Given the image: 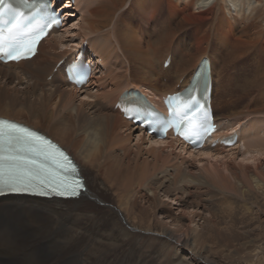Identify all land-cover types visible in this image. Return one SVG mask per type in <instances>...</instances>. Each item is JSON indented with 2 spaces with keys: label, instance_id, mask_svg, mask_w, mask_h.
Instances as JSON below:
<instances>
[{
  "label": "bare ground",
  "instance_id": "1",
  "mask_svg": "<svg viewBox=\"0 0 264 264\" xmlns=\"http://www.w3.org/2000/svg\"><path fill=\"white\" fill-rule=\"evenodd\" d=\"M230 1L240 7L231 9ZM240 1L75 0L71 4L68 0L62 5L66 19L63 27L40 43L31 60L0 63V81L4 84L0 85V119L23 124L51 138L79 167L87 188L78 198L68 200L1 198L0 264H87L85 253L80 251L84 237L76 236L64 222L71 215L89 214L97 223L87 228L88 235L109 241L113 248L128 249L127 258L112 264H216L206 259L209 251L200 243L202 235L192 228V216L181 225L182 218L177 219L170 204L164 202L169 200L167 195L172 201L181 200L180 185L193 181L211 180L228 191H237L238 182L261 190L264 173L258 165L264 150L258 140L253 141L259 128L254 124L245 127L242 122L257 120L258 114L264 115V108L237 110L238 105H233L232 110L216 116L212 101L219 126L214 141L219 143L215 148L210 143L196 152L171 137L165 141L149 137L125 120L115 106L132 90L157 106L167 95L179 92H160L162 80L151 69L153 56L148 39L166 27L170 28L167 37L160 36L161 42H168L160 66L169 60L167 72L163 73L171 76L176 70L178 82L189 75L182 88L189 85L191 76L206 59L216 89V55L225 61L230 49L231 53L243 55L248 47L258 53L260 81H264V0H242L239 4ZM132 14L138 27L129 21ZM174 31L189 32L188 46L174 41ZM84 43L88 44L84 54L94 73L79 89L69 84L65 68L85 49ZM212 45L216 47L213 54L209 53ZM132 69L141 84L130 80ZM214 96L212 93L213 99ZM230 131L240 135L236 136L237 144L227 148L223 142L233 140L236 133ZM134 138L138 140L136 150L130 146ZM241 163H255L256 169L231 170ZM193 164L202 166L206 177L190 173L188 169ZM219 165L226 166L230 178L219 173L213 176L208 171L212 168L216 172ZM142 190L155 204L151 209L135 202ZM163 193L167 194L166 200H161ZM165 213L167 217H163ZM55 221L61 228L53 227Z\"/></svg>",
  "mask_w": 264,
  "mask_h": 264
},
{
  "label": "rangeland",
  "instance_id": "2",
  "mask_svg": "<svg viewBox=\"0 0 264 264\" xmlns=\"http://www.w3.org/2000/svg\"><path fill=\"white\" fill-rule=\"evenodd\" d=\"M64 2H68V0H61L62 5ZM241 2L242 0L239 4ZM232 4V1H230L229 5L233 10L237 6L240 7L237 4H234V6ZM129 21L136 25V27L139 26L133 14ZM136 29L138 30L139 28ZM169 29L168 27L163 28L160 30L159 34H151L148 39L153 56L152 73L159 77V80H162L159 81L160 87L158 86V88L160 92L164 93L173 90L180 91L189 76H184L178 82L176 70L171 73V76H168L166 73H163L165 71L167 72V68H165V66H160V60L164 56L163 51L168 43L161 42L160 36L166 38ZM187 33L189 34V32H181L179 34L174 31V41H180L185 46H188L190 37H188L189 35ZM215 48V45H212L209 48V53L213 54ZM155 49L157 50L156 54L153 52ZM231 51L230 49L228 52L229 56L226 57L225 61L220 58L219 54L216 55V59L219 62L217 65L219 85L217 88L215 86L216 89H213V91L215 90V92H213L215 95L213 102L216 116L225 114L228 112L227 109L232 110L233 105H238L237 110L241 107H250L253 110L264 108V81H260L262 77L258 53L250 47L247 48L243 55L231 53ZM133 71L134 69L128 74L130 80L133 79V84H141V79L133 75ZM50 79L51 77L47 80L50 81ZM0 85L3 87L4 84L2 81H0ZM242 124L245 127L246 125L254 124L257 129L259 128L257 138L250 139H253V141L258 140L259 145L261 144L260 148L264 150V115L260 116V114H258L257 120H246L243 121ZM230 132H236L234 133L236 136L240 135L237 131ZM247 139L248 138H246L245 142H248ZM131 141V147H134L138 142L137 138ZM149 146L150 144H148V146L144 145V147ZM134 149L136 150L135 147ZM239 149L242 151V142L240 143ZM134 155L135 154H133L132 158H134ZM261 159L262 163H260V166L258 165V168H260V172L264 173V156L261 157ZM139 164L142 163L139 161ZM188 164L190 166L191 163L188 162ZM255 166V163H241V165H233L231 167L233 169L231 170L240 172L245 169L250 172L256 169ZM201 167L193 164L188 170L192 174H198L196 176H199L201 173L206 177L202 169H200ZM225 167V165H219L215 167V169H218L216 172L212 171V168L208 171L212 173L213 176L215 173H219L230 178L229 171L225 170ZM168 173L170 174L171 171ZM231 180L234 181L232 178ZM171 181L174 182L175 180ZM262 181L263 190L262 188L260 190L254 186L243 187L244 185L238 182L237 188L239 189H237V191L222 189L217 184L214 185L211 183V180L207 182H204V180H202V182L193 181L191 184L180 185L181 188L179 187L178 189L180 191L178 192V196L181 200L172 201L174 199L165 193H163L164 196H161V200L169 199L164 203L170 204L172 212L176 214L175 217L177 219L182 218L181 221L178 220L181 225H183L185 221L187 222V218L192 216L194 220L192 228L195 230L196 234L199 233L202 235L203 240H200V243L203 247L206 246L207 251H209L205 255L207 260L210 259V261L216 264H264V176L262 177ZM165 195H167L166 199ZM135 202L138 206L145 207L146 209H151L152 206H155L151 200V196H149L145 190L139 192ZM173 209H177L178 211ZM181 215L184 216L181 217ZM164 216L167 217L168 214L165 213L163 217ZM70 218L64 222V225L76 236L84 237V242L82 246H80V251L85 253L88 259L87 264H112L115 262L117 263V261L120 262L124 256H126L125 258L129 256L128 249L120 246L118 248H113L109 241L97 240L94 236L86 233L87 228L97 223L94 215H81L80 217L71 215ZM54 224L53 227L55 229L61 228L60 222L55 221ZM155 264L162 263L155 261Z\"/></svg>",
  "mask_w": 264,
  "mask_h": 264
},
{
  "label": "snow or ice",
  "instance_id": "3",
  "mask_svg": "<svg viewBox=\"0 0 264 264\" xmlns=\"http://www.w3.org/2000/svg\"><path fill=\"white\" fill-rule=\"evenodd\" d=\"M25 6L27 0H24ZM24 15L20 8H13L7 0H0V54L8 59H22L34 55L35 40H21L18 33L23 28ZM195 89L190 94L194 99ZM45 145L50 142L43 137L9 121L0 120V196L29 194L76 198L87 188L76 166L64 156L60 159ZM63 156V154H60ZM62 173L63 176L57 173ZM69 173H74L71 181Z\"/></svg>",
  "mask_w": 264,
  "mask_h": 264
}]
</instances>
